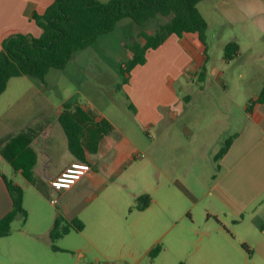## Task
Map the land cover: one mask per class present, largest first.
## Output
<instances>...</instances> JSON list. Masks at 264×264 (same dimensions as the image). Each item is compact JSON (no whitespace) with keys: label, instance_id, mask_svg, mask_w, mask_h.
<instances>
[{"label":"crops","instance_id":"crops-1","mask_svg":"<svg viewBox=\"0 0 264 264\" xmlns=\"http://www.w3.org/2000/svg\"><path fill=\"white\" fill-rule=\"evenodd\" d=\"M213 1L211 10L222 13L228 23L247 21L256 29L264 31V0ZM54 2L55 0H0V52L2 42L10 35L22 33L39 37L42 29L32 17L34 14H44ZM198 9L201 12L199 6ZM201 14L210 26L208 19L202 12ZM120 23L126 28L132 26L128 19L118 24ZM243 32L248 33L249 30L245 27ZM208 41L207 36L205 46L197 34H186L183 37L171 35L158 48L147 52L146 63L136 66L130 72L128 83L117 85V88H122L128 94L135 116L144 128L160 126L166 118L163 112L167 111L174 117L177 116L176 111L184 114L194 103V97H184L180 92L193 84L199 87L200 93L212 86L229 95V81L233 85L249 83L262 90L264 77L258 70L254 73L257 61L263 57L262 52L255 51L252 44L244 45L240 37H233L222 39L213 56ZM231 41L238 43L239 53L235 59L228 60L225 58L224 48ZM128 56L131 57L129 53ZM236 63H240V67L231 72ZM203 66L206 67V77L201 82L198 72ZM227 76L228 83L224 79ZM34 81L27 76L12 78L0 97V148L13 137L27 134L30 148L37 158L32 171L33 182L27 181L21 171H15L1 153L0 165L6 161L15 175L21 176L23 204L28 185L38 192L58 196L55 212L45 218L43 229L33 231L39 242L52 248L50 232L58 217H63L67 222L78 219L84 224L83 231L71 230L67 234L75 232L80 237L78 245L72 247L78 253L77 258L47 264H143L150 256V251L173 232L170 243L171 237H174L178 246L184 244L189 250L186 264H264V102H256L259 95L243 109L240 130L233 135L228 151L218 161H215L217 152H214L213 159L218 164V172L204 193L206 207L201 223L196 225L191 213L171 215L170 210L162 204L160 208H151L153 199L151 206L143 211L111 207L88 209L93 194L104 191L109 185V180L103 175L109 178L119 176L131 159L136 158L134 148H120L123 144L133 146L132 140L93 101L88 105L81 104L77 99L70 102L91 112L96 116V121L107 120L113 131L103 137L95 153L86 150V163L90 164L91 171L85 177L69 190L53 188L52 180L71 163L83 161L77 160L70 152L65 133L62 135H65L66 142H62V127L58 117L63 104H53L47 96H35L44 92L42 86ZM24 83L31 84L33 96L21 98L19 95V98L12 101H9L10 98L4 99L11 87L21 88ZM176 84L180 92L175 88ZM220 102L225 106L228 104L225 97ZM225 112L228 113V109ZM219 113L223 115V111ZM223 116L226 118L227 114ZM13 126L17 130L15 133L10 132ZM53 131L59 135L60 146L51 143L39 151L35 145L41 136L48 139ZM218 132L213 135L212 144H216L218 138L226 134L225 129ZM39 152H42V158ZM0 171L11 179V173ZM155 203H159V200L156 199ZM11 208V196L0 177V218ZM86 209V212L82 211ZM81 212H85L84 217ZM185 219L192 223L180 224ZM184 230H190L191 235H183ZM57 248L58 250L52 249V253L71 252L70 247ZM167 249L163 248L156 259ZM174 254L180 256L181 253L176 251ZM154 263L155 260L152 264Z\"/></svg>","mask_w":264,"mask_h":264},{"label":"rangeland","instance_id":"rangeland-1","mask_svg":"<svg viewBox=\"0 0 264 264\" xmlns=\"http://www.w3.org/2000/svg\"><path fill=\"white\" fill-rule=\"evenodd\" d=\"M98 1L105 3L109 0ZM213 2L215 1L203 0L198 4L210 22L207 31L210 52L214 56L222 39L240 37L244 45L252 44L255 51L262 52L263 57L257 61L254 73L258 70L264 77V31L256 29L247 21L228 23L222 13L211 10ZM128 20L132 22V26L126 28L120 23L113 32L99 37L92 46L75 52L65 69L50 70L45 78L46 83L29 77L43 88L44 94L37 93L35 96H47L57 105L74 99L84 105L93 101L119 125L121 131L134 144L133 146L123 144L120 148H134L136 158L131 159L119 176L109 178L103 175L109 180V185L104 191L93 194L88 209L90 207L134 209L137 197L147 193L154 201L151 208H160L162 204L170 210L171 215L191 213L197 225L201 223L206 207L204 193L218 172V164L213 159L214 152L218 153L225 146L226 140L233 139V135L238 133L243 109L260 94L261 90L245 82L233 85L228 76L224 79L227 83L229 81L227 89L229 95L212 86L204 93H200L196 84L180 92L176 84L175 88L181 95L194 97V103L184 114L176 111V117L167 111L163 112L166 118L160 126L144 128L135 116L134 110L130 108L132 102L128 94L122 88H117L118 84L123 85L120 68L130 59L128 53L131 55V52L126 45L134 42L144 43L141 34H155L159 25L167 22L168 18L160 16L143 26L135 24L131 19ZM245 27L249 30L248 33L243 32ZM248 35L249 38H246ZM254 38L256 40H253ZM240 65L236 63L230 71L238 69ZM31 87L30 83L21 84V88L11 87L4 99L10 98L9 101H12L19 98V95L21 98L33 96ZM222 97L228 100L227 106L221 104ZM226 109L228 113L225 112ZM220 111H223V115L227 114V117L224 118ZM220 129H225L226 134L219 137L216 144H212L213 135ZM16 131L14 126L10 130L11 133ZM62 134L64 132L61 129ZM63 140L65 144V135H62V142ZM51 143L60 146L59 135L55 131L48 139L41 136L35 147L41 151ZM214 146L218 148H213ZM39 153L42 158V152ZM0 169L5 173H11L10 178L21 187V176L15 175V171L6 161H3ZM28 186L24 203L27 218L17 216L11 225L10 235L0 237V264H47L51 261L63 262L77 258L78 253L72 247L78 245L80 237L75 232L53 241L55 247H70L69 253L54 254L50 245L39 242L34 237L33 231L42 230L45 218L55 212L58 196L38 192ZM156 199L159 203H155ZM52 200L54 204L51 203ZM82 211L86 212L87 209ZM85 212H81L82 217ZM190 223L192 222L185 219L180 224ZM27 229L30 231L27 232ZM189 232L190 230H184L183 235H191ZM172 235L174 236V232L160 244L162 249L168 248L167 251L158 259H151L149 256L143 264H152L154 260V264H186L189 250L184 244L178 246L174 237H171L170 243ZM176 251L181 253L180 256L174 254Z\"/></svg>","mask_w":264,"mask_h":264},{"label":"trees","instance_id":"trees-1","mask_svg":"<svg viewBox=\"0 0 264 264\" xmlns=\"http://www.w3.org/2000/svg\"><path fill=\"white\" fill-rule=\"evenodd\" d=\"M203 0H109L102 3L98 0H55L44 14H34L32 19L42 29L39 37L30 34L17 33L8 36L2 42L0 52V97L6 91L12 78L28 76L41 82L50 70L65 69L74 53L92 46L99 37L113 32L118 23L131 19L135 24L143 26L159 18H168L160 24L155 34L142 33L145 42H134L126 45L131 52L130 59L120 68L123 83H128L130 72L138 65L146 63V54L151 49L158 48L171 35L183 37L186 34H197L199 40L206 46L208 22L198 9ZM225 58L233 60L239 53V45L229 42L224 48ZM206 67L198 72L201 82L205 80ZM264 102V86L256 99ZM250 107V106H249ZM131 109H134L130 105ZM59 123L67 137L68 148L79 161L86 162V150L95 153L104 136L109 135L113 128L110 123L85 111L73 102L63 104V110L58 117ZM232 143V138L215 156L218 161ZM1 155L15 171H21L23 177L33 182L32 171L36 165V154L30 148L27 134L13 137L0 148ZM7 190L12 199L11 210L0 218V237H8L15 218L21 215L27 218L24 208V190L0 171ZM134 209L143 211L152 204L149 194H143L136 199ZM84 229L82 221L75 219L67 222L58 217L51 229L53 241L67 235L71 230L81 232ZM243 247L246 248L245 245ZM54 250L57 247L52 246ZM160 244L149 253L155 259L161 252ZM184 264V263H179Z\"/></svg>","mask_w":264,"mask_h":264},{"label":"built area","instance_id":"built-area-1","mask_svg":"<svg viewBox=\"0 0 264 264\" xmlns=\"http://www.w3.org/2000/svg\"><path fill=\"white\" fill-rule=\"evenodd\" d=\"M91 171L86 162L71 163L59 176L51 181V186L59 190H69ZM51 203H55L53 200Z\"/></svg>","mask_w":264,"mask_h":264}]
</instances>
